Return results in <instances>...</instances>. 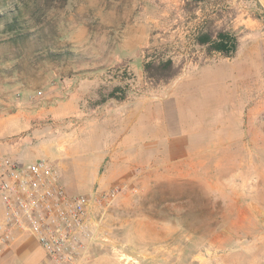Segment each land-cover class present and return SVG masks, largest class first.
Masks as SVG:
<instances>
[{
  "label": "rangeland",
  "instance_id": "1",
  "mask_svg": "<svg viewBox=\"0 0 264 264\" xmlns=\"http://www.w3.org/2000/svg\"><path fill=\"white\" fill-rule=\"evenodd\" d=\"M4 11L33 32L0 41V116H34L12 137L30 138L24 160L54 163L70 194H90L82 186L94 176L93 191L128 186L89 264H264V0H0ZM199 30L236 36V53L196 44ZM49 34L55 52L76 58L49 59ZM153 58H172L180 73L150 79ZM180 93L192 112L177 110ZM142 97L166 104L175 134L191 131L192 157L102 186L107 162L84 163L115 142L111 109Z\"/></svg>",
  "mask_w": 264,
  "mask_h": 264
},
{
  "label": "built area",
  "instance_id": "2",
  "mask_svg": "<svg viewBox=\"0 0 264 264\" xmlns=\"http://www.w3.org/2000/svg\"><path fill=\"white\" fill-rule=\"evenodd\" d=\"M128 190L120 185L90 194H70L58 167L45 158L0 157V259L15 231L30 233L55 264H89L108 208Z\"/></svg>",
  "mask_w": 264,
  "mask_h": 264
},
{
  "label": "crops",
  "instance_id": "3",
  "mask_svg": "<svg viewBox=\"0 0 264 264\" xmlns=\"http://www.w3.org/2000/svg\"><path fill=\"white\" fill-rule=\"evenodd\" d=\"M176 95V108L180 114L192 112L193 106L189 99L191 95L187 93ZM50 109L54 110V108ZM31 111L29 108H20L8 115L0 116L2 118L0 120V156L10 155L26 161L24 156L30 151H23L21 147L30 142V138L12 139V137L20 135L29 128L34 117ZM109 120L112 134L116 135L115 142L105 148L108 150L106 154L93 160H86L87 162L84 163L86 167L98 168L107 162L109 173L102 180V186H108L112 180L122 179L125 175L138 170L140 174L160 173L167 167L181 165L192 157L191 131L176 134L173 132L172 121L167 123L164 102H153L149 98L142 97L132 102L115 105V108L110 111ZM46 154H49V151H46ZM61 180L68 192L74 193L69 191L68 184L64 183L62 177ZM98 181L99 178L94 176L89 186L86 187L84 182L83 192L93 191ZM257 208L261 212L264 211L263 204ZM3 217L4 207L3 209L0 207V221ZM14 235L12 243L4 249L0 264H40L43 258H48L30 233L17 230ZM260 260L255 264H261ZM49 264L55 263L49 259Z\"/></svg>",
  "mask_w": 264,
  "mask_h": 264
},
{
  "label": "trees",
  "instance_id": "4",
  "mask_svg": "<svg viewBox=\"0 0 264 264\" xmlns=\"http://www.w3.org/2000/svg\"><path fill=\"white\" fill-rule=\"evenodd\" d=\"M201 0H195L199 2ZM202 29V28H201ZM52 34V33H51ZM33 32L29 31V24L23 14L13 11L0 13V41L4 38L10 39L12 43L20 40H29ZM237 38L229 32H204L199 30L196 35V44L209 46V52H219L224 57H232L237 51ZM53 39L49 34V59H75L76 55L72 51L57 53L53 48ZM181 67L177 66L172 58H153L147 61L144 71L150 79L168 80L180 73Z\"/></svg>",
  "mask_w": 264,
  "mask_h": 264
}]
</instances>
